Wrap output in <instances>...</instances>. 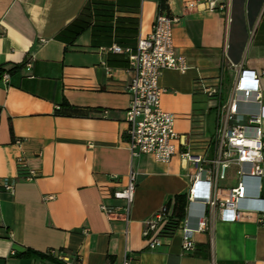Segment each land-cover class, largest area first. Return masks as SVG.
<instances>
[{
    "label": "crops",
    "instance_id": "1",
    "mask_svg": "<svg viewBox=\"0 0 264 264\" xmlns=\"http://www.w3.org/2000/svg\"><path fill=\"white\" fill-rule=\"evenodd\" d=\"M202 1L0 0V73L9 75L0 84V264H264V214L230 222L216 213L210 230L194 234L191 253H182L180 230L153 250L141 235L156 210L187 196L196 168L181 155L200 156L202 167L214 157L217 112L240 70L248 87L257 76L264 106V0H225L223 11L185 8ZM161 2L178 18L173 46L188 67L164 70L158 81L160 107L174 116L178 136L167 163L131 157L125 110L132 72L126 55L106 51L134 49ZM62 103L81 111L60 115ZM239 110L256 114L258 106L241 103ZM260 127L264 141V120ZM130 173L136 186L127 224L100 206L122 205L111 194ZM6 180L14 182L13 195L2 189ZM235 183L230 169L219 184L221 200ZM245 184L239 208L263 209L264 177L261 193L255 180ZM205 196L199 187L190 228L198 226Z\"/></svg>",
    "mask_w": 264,
    "mask_h": 264
},
{
    "label": "built area",
    "instance_id": "2",
    "mask_svg": "<svg viewBox=\"0 0 264 264\" xmlns=\"http://www.w3.org/2000/svg\"><path fill=\"white\" fill-rule=\"evenodd\" d=\"M204 9L223 11L226 9L225 0H204L189 2L186 9ZM178 23V18L158 9L150 33L138 38L134 49H122L112 45L106 51L124 54L132 72L127 92L129 104L125 110L127 125V149L131 157L143 155L151 156L156 162L167 163L174 156L176 147L174 142L178 138L173 128L174 116L164 112L160 107V95L164 92L158 81L164 70H175L184 73L188 67L184 58L175 53L172 29ZM252 33V32H251ZM29 63L26 67H29ZM253 87L246 85L247 78L244 71L237 73L235 86L230 99L217 112V127L214 133V157L207 161L206 167L200 156L188 152L181 155L186 163L196 168L187 194V206L183 219L178 223L177 230L181 233L182 253H191L195 249L194 234L211 229L215 214L221 220L236 222L244 215H262L263 209L242 210L239 203L246 197V179L256 181V187L262 192L263 172V133L261 122L264 120V106L261 104V94L258 89L259 79L252 77ZM9 75L0 74V84L7 85ZM209 93V92H208ZM241 103H253L258 106L256 114H240ZM16 164L24 168L25 163L18 159ZM230 169H234L235 186L226 190L224 199L219 198L221 191L219 184L226 180ZM136 175H128L125 187L114 191L111 198L122 203L121 206L101 205L100 210L106 216L120 215L125 223H129L130 207L134 200ZM204 187L206 196L200 205V219L197 228L188 226L191 206L196 201L199 187ZM2 189L8 194L14 193V182L6 180ZM53 196H45L44 201L52 200ZM170 221V208L163 205L144 222L142 239L146 247L153 250L162 245V233ZM75 264H81L77 261ZM123 264H131L129 258Z\"/></svg>",
    "mask_w": 264,
    "mask_h": 264
},
{
    "label": "trees",
    "instance_id": "3",
    "mask_svg": "<svg viewBox=\"0 0 264 264\" xmlns=\"http://www.w3.org/2000/svg\"><path fill=\"white\" fill-rule=\"evenodd\" d=\"M160 9H165L163 2L160 3ZM58 110V114L60 115H68L67 112H74L75 114H78L81 111L77 108H71L67 103H62ZM166 205L170 208V221L164 228L162 233L163 237H168L177 230L178 223L183 219L185 214L187 196H176L174 197L173 202L170 201Z\"/></svg>",
    "mask_w": 264,
    "mask_h": 264
}]
</instances>
